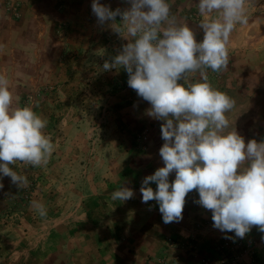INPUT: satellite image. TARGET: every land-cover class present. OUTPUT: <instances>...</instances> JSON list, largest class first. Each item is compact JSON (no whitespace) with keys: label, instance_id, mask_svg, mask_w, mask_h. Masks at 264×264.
I'll return each mask as SVG.
<instances>
[{"label":"crops","instance_id":"1","mask_svg":"<svg viewBox=\"0 0 264 264\" xmlns=\"http://www.w3.org/2000/svg\"><path fill=\"white\" fill-rule=\"evenodd\" d=\"M8 1L15 3L18 0H0V75L9 80L13 108L22 107L20 97L31 99L34 96L37 99L30 106L38 115L44 110L55 112V117L42 116L48 120L44 132L51 136L55 150L51 156L54 161L50 160L47 166L34 167L19 161L10 166L33 183L31 199H24V189L13 185L10 177L2 181L0 214L6 208H14V212L1 221L7 224L0 225V264H85L77 259L78 254H85L84 249L77 252L73 246L70 248L74 236L62 232V228L82 220L92 222L90 217L94 212L89 208L96 205L115 206L118 223L153 224L147 233L136 230L128 235L134 245L133 257L130 262L125 261L123 250L117 248L120 259L116 264H156L158 257L165 258L164 264H201L203 259L221 264L231 254H241L238 264H264V233L253 226L240 239L234 232L223 233L215 229L211 211L195 203L199 199L196 190L187 194L183 219L178 223L165 224L155 200L142 202L140 187L143 179L164 166L159 155L164 143L161 138L163 122L147 115L150 104L128 86V74L123 68L103 70L105 61L111 62L129 40L116 33L111 22L98 23L92 12V0H21L19 18L8 11ZM99 2L112 10L130 7L126 0ZM167 2L176 22L187 24L194 31L197 42H201L204 33L199 21L202 17L196 19V23L185 19L199 14V0ZM246 7L248 14L255 11L264 15V0H249ZM120 20L117 16L116 22L120 23ZM228 48V68L219 73L209 69V82L232 97L238 91L236 79L243 78L244 82L241 80L240 83L248 86L246 94H254L264 82V21L237 25ZM218 74L223 75V79L217 77ZM190 78L196 82L199 74H192ZM240 91L242 93V89ZM38 94H52V105L39 101ZM253 100L251 98L249 102L253 103ZM254 101L264 109V93ZM110 104L123 112L119 120L121 125L126 122L128 127L144 126L149 129V134L141 138L140 128L135 134L139 133V137L115 139L118 144L114 152L103 154L99 151L100 156L94 153L96 161L103 157L104 160L98 167L91 159V163L87 162L89 166L82 170V188L75 183L77 146L82 140L90 145L92 116ZM234 112L237 107L228 114V119L239 133V121ZM245 125L243 128L249 127ZM89 151L93 154L92 149ZM108 155L111 156L107 158ZM174 179L175 172L170 174L169 182ZM149 186L154 191L157 189L155 183ZM119 187L131 188L134 197L124 202L113 201L110 193ZM32 201L44 204L46 218L40 217L31 207ZM23 206L28 209H19ZM98 220L108 222L107 216ZM125 239L126 235L118 238L119 243H124Z\"/></svg>","mask_w":264,"mask_h":264},{"label":"clouds","instance_id":"2","mask_svg":"<svg viewBox=\"0 0 264 264\" xmlns=\"http://www.w3.org/2000/svg\"><path fill=\"white\" fill-rule=\"evenodd\" d=\"M126 2L130 7L112 10L92 0L91 8L100 25L111 22L129 40L103 70L123 68L128 86L150 104L147 115L163 122L159 155L164 166L143 179L142 202L155 200L163 222L178 223L187 194L196 190L195 203L211 211L215 229L240 239L253 226L264 233V141L245 144L228 119L236 100L214 88L207 75L209 69L219 73L228 68L230 36L237 25L248 24L249 0H199L201 42L187 24L176 22L167 0ZM197 73L199 79L192 82ZM12 105L9 80L0 75V189L5 177L18 189L27 187V176L10 166L18 161L47 166L55 150L44 132L48 120L32 106ZM134 195L129 187L110 193L113 201L122 202ZM31 207L47 217L41 202L32 201Z\"/></svg>","mask_w":264,"mask_h":264},{"label":"rangeland","instance_id":"3","mask_svg":"<svg viewBox=\"0 0 264 264\" xmlns=\"http://www.w3.org/2000/svg\"><path fill=\"white\" fill-rule=\"evenodd\" d=\"M260 2V1H259ZM255 4V1H254ZM258 5V4H256ZM259 6V5H258ZM198 18H201L200 14H194L186 17V20H192L191 22H197ZM249 22L253 23L256 21L258 24L260 22L264 21V15L261 14V12L256 13L255 11L252 14H248ZM198 19V20H196ZM189 20V21H190ZM131 39V38H129ZM127 40V39H126ZM113 54H115L114 51H112ZM221 79H223V75H221ZM243 78L236 79L235 85L237 86L238 91L232 96L233 99L236 100V106L237 112L235 115L237 116V119L239 121L238 125V134L244 139L245 144L247 145L248 141L250 140H256L257 143L262 142L264 140V109L261 107H258V104L254 101L256 98L260 99L261 94L264 93V82L262 85L258 87V90L254 92V94H246L245 88L248 86H245ZM126 84H123L125 86ZM122 85L120 87H123ZM242 89V93L240 91ZM248 89V88H247ZM235 92V90H234ZM261 93V94H260ZM39 101L44 100L45 104L49 106L52 105V102L54 100L52 94L51 95H45V94H38L37 95ZM252 99L253 103H250L249 101ZM34 99H37L34 96L30 99L27 96L20 97V102L23 103V106H30L31 102L34 101ZM260 103V102H259ZM113 104H118L114 102ZM252 104V106H251ZM115 106V105H114ZM113 105L111 107V104L105 109L97 111L92 116L91 121V130L89 135V143H87L85 140H82L79 142L77 148L78 152L76 153L75 162L77 163L75 166L77 175V181L75 182L78 186H81L83 188V185H81L82 182H84V179H82L83 172L82 170L85 169V166H89L87 162L93 161V165L98 167L100 165V162L103 161V158H99L97 161L95 160V154L100 156L99 151H103V154L105 152H114V150H117V140H130V138H135L136 136L139 137V133L136 134V132L141 128L140 131L144 129V126H129L125 122L124 125L120 124L121 119V113L120 110L115 108ZM263 109V110H262ZM76 113V112H75ZM41 116L50 118L55 117L54 111H48L44 110L41 112ZM73 116H75L73 114ZM72 116V117H73ZM79 116V114L77 115ZM243 124H246L243 128ZM148 129V128H147ZM131 131H134V134H131ZM246 132V133H245ZM81 133H84V130H81ZM93 151V154H90L91 150ZM116 152V151H115ZM95 153V154H94ZM108 155L107 158H109ZM106 158V157H105ZM50 160L53 162L54 159L50 158ZM90 161V163H91ZM51 162V163H52ZM50 163V164H51ZM92 165V166H93ZM245 165H247V161L245 162ZM67 168V166H66ZM90 167L89 169H91ZM36 170V168L34 169ZM13 206V205H12ZM28 207L23 206L19 209L26 210ZM1 209V208H0ZM6 208L2 215L0 214V225L7 224L6 221L1 222L2 218L6 219L7 214H10L11 211L14 212V208ZM94 213L91 215L90 218L93 219L92 222H89L88 220H82V222H76L74 224H65L62 228V232L68 233L72 236H74L71 239V242L69 244L70 248L73 246L77 250L80 248H83L85 251L83 255L78 254L77 259L84 262L85 264H102L105 261H107V264H116L117 259H120L119 254L117 252L122 249L123 255L125 256V261L128 260L130 262L131 258L133 257V250L134 245L130 238H128L129 234H131L133 231H142L144 233L148 232V227L151 228L153 224L149 223H134L124 221L123 223H118L116 220V207L110 206V207H101V206H91L89 208ZM2 211V209H1ZM11 215V214H10ZM12 216V215H11ZM107 216L108 222H97L100 218H105ZM16 217V216H15ZM10 219V218H8ZM14 221V219H13ZM138 226V227H137ZM135 228V229H134ZM141 229V230H139ZM123 235H126V239L124 243H119L118 238L120 239ZM82 236V237H81ZM172 241L169 240V242ZM119 250H118V249ZM78 252V251H77ZM67 257V256H66ZM165 258L161 257L156 260V264H164ZM166 264V263H165Z\"/></svg>","mask_w":264,"mask_h":264},{"label":"built area","instance_id":"4","mask_svg":"<svg viewBox=\"0 0 264 264\" xmlns=\"http://www.w3.org/2000/svg\"><path fill=\"white\" fill-rule=\"evenodd\" d=\"M7 9L8 11H10V13L12 14V16L19 18L21 16V12H20V6H21V0L16 1L15 3H13L12 1H8L6 3ZM221 74L217 75V77H220ZM149 134V129L145 128L142 130V132L140 133L139 136H141V138H143V136H147ZM33 183L30 181L28 186L23 188V197L24 199L28 200L30 198V194H31V188H32ZM229 250V249H228ZM241 259V254L238 255H230L228 258L224 259L221 264H238L240 262ZM201 264H213L209 259H203Z\"/></svg>","mask_w":264,"mask_h":264},{"label":"trees","instance_id":"5","mask_svg":"<svg viewBox=\"0 0 264 264\" xmlns=\"http://www.w3.org/2000/svg\"><path fill=\"white\" fill-rule=\"evenodd\" d=\"M31 199V198H30ZM28 209V208H27ZM65 233V232H64ZM65 236H67V235H65Z\"/></svg>","mask_w":264,"mask_h":264}]
</instances>
